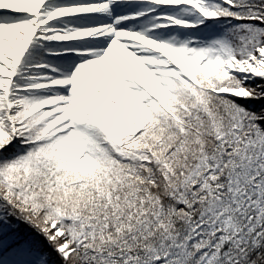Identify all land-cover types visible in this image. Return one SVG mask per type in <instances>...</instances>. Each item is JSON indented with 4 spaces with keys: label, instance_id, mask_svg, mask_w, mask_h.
I'll return each mask as SVG.
<instances>
[{
    "label": "snow or ice",
    "instance_id": "obj_1",
    "mask_svg": "<svg viewBox=\"0 0 264 264\" xmlns=\"http://www.w3.org/2000/svg\"><path fill=\"white\" fill-rule=\"evenodd\" d=\"M0 264H264V0H0Z\"/></svg>",
    "mask_w": 264,
    "mask_h": 264
}]
</instances>
